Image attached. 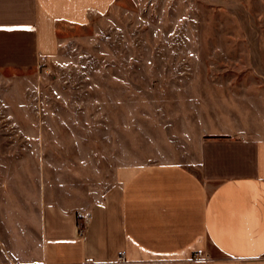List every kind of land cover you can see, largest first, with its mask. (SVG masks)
Here are the masks:
<instances>
[{"label": "rangeland", "instance_id": "obj_1", "mask_svg": "<svg viewBox=\"0 0 264 264\" xmlns=\"http://www.w3.org/2000/svg\"><path fill=\"white\" fill-rule=\"evenodd\" d=\"M58 28L54 57L0 65V177L24 168L51 203L91 205L121 164H191L200 122L264 111V0H116Z\"/></svg>", "mask_w": 264, "mask_h": 264}, {"label": "crops", "instance_id": "obj_2", "mask_svg": "<svg viewBox=\"0 0 264 264\" xmlns=\"http://www.w3.org/2000/svg\"><path fill=\"white\" fill-rule=\"evenodd\" d=\"M115 2L0 0V65L54 57L60 25L96 21ZM254 115L200 122L191 164H121L91 205L51 203L26 188L24 168L0 177V264H264V111ZM78 211L90 216L83 235Z\"/></svg>", "mask_w": 264, "mask_h": 264}, {"label": "built area", "instance_id": "obj_3", "mask_svg": "<svg viewBox=\"0 0 264 264\" xmlns=\"http://www.w3.org/2000/svg\"><path fill=\"white\" fill-rule=\"evenodd\" d=\"M46 59H47V57H45V56H43V57L40 58L41 61L46 60ZM77 216H78V221H77V225H76V230H78V232L81 235H83L87 231L86 228H87L88 223L90 221V216L87 215V214H85L82 211H78ZM202 254H203V250L202 249H198L195 252V255L197 257L203 256Z\"/></svg>", "mask_w": 264, "mask_h": 264}]
</instances>
